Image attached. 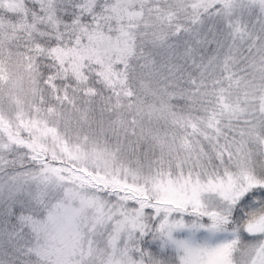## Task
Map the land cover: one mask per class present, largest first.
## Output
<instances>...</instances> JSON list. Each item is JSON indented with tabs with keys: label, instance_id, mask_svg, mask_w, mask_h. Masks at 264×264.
Segmentation results:
<instances>
[{
	"label": "snow or ice",
	"instance_id": "6c2138e0",
	"mask_svg": "<svg viewBox=\"0 0 264 264\" xmlns=\"http://www.w3.org/2000/svg\"><path fill=\"white\" fill-rule=\"evenodd\" d=\"M0 264H264V0H0Z\"/></svg>",
	"mask_w": 264,
	"mask_h": 264
}]
</instances>
